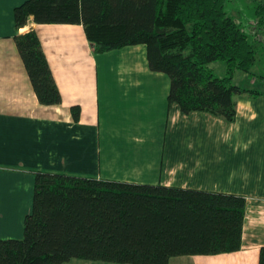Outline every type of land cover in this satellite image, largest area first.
I'll return each instance as SVG.
<instances>
[{"label":"crops","instance_id":"obj_1","mask_svg":"<svg viewBox=\"0 0 264 264\" xmlns=\"http://www.w3.org/2000/svg\"><path fill=\"white\" fill-rule=\"evenodd\" d=\"M0 0V238L20 239L35 172L244 196L241 247L169 264H258L264 246V89L236 96L228 122L168 105L169 77L149 69L146 46L95 53L81 24L17 29ZM33 29L61 101L39 103L14 36ZM247 89V88H245ZM176 258V257H175ZM183 259V260H182Z\"/></svg>","mask_w":264,"mask_h":264},{"label":"trees","instance_id":"obj_2","mask_svg":"<svg viewBox=\"0 0 264 264\" xmlns=\"http://www.w3.org/2000/svg\"><path fill=\"white\" fill-rule=\"evenodd\" d=\"M256 12L262 20L264 6ZM30 18L83 25L95 53L145 45L149 69L170 79L168 105L183 114L232 122L237 95L263 93L232 82L236 71L252 75L257 49L224 0H26L14 9L17 29ZM14 40L39 103H60L35 31ZM216 61L225 62L222 77L209 68ZM246 205L244 196L230 193L38 171L23 236L0 238V264H169L180 256L232 253L241 247Z\"/></svg>","mask_w":264,"mask_h":264},{"label":"rangeland","instance_id":"obj_3","mask_svg":"<svg viewBox=\"0 0 264 264\" xmlns=\"http://www.w3.org/2000/svg\"><path fill=\"white\" fill-rule=\"evenodd\" d=\"M224 4L228 15L240 24L257 49L256 62L250 70L252 75L243 71H236L232 82L242 88L262 90L264 89V17L261 20L260 15L256 12V8L259 5L264 6V0H224ZM209 68L219 77L226 74V65L223 61L212 62L209 64ZM180 258L176 257L172 260L173 262H177ZM66 264L118 263L72 259Z\"/></svg>","mask_w":264,"mask_h":264}]
</instances>
